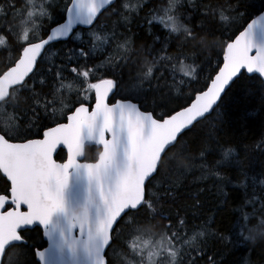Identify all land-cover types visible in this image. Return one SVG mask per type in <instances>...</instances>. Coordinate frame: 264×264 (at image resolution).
<instances>
[{
  "label": "snow or ice",
  "instance_id": "obj_1",
  "mask_svg": "<svg viewBox=\"0 0 264 264\" xmlns=\"http://www.w3.org/2000/svg\"><path fill=\"white\" fill-rule=\"evenodd\" d=\"M157 3L0 0V264H220L210 239L246 243L258 217L264 227V189L245 199L230 237L209 220L163 210L172 173L198 159L220 176L206 163L214 137L200 129L231 87L264 85V14L244 19L237 0ZM188 7L201 11L199 32L185 23ZM141 13L154 42V28L165 35L142 62L119 31ZM216 31L227 36L222 60L205 75L195 49L207 47L201 33ZM69 37L80 46L53 50ZM173 37L181 41L174 53ZM235 158L225 146L214 168Z\"/></svg>",
  "mask_w": 264,
  "mask_h": 264
},
{
  "label": "trees",
  "instance_id": "obj_2",
  "mask_svg": "<svg viewBox=\"0 0 264 264\" xmlns=\"http://www.w3.org/2000/svg\"><path fill=\"white\" fill-rule=\"evenodd\" d=\"M64 2L65 0H56L61 8ZM148 3L153 7L158 6L157 0H148ZM237 3L244 19L254 16L264 8V0H237ZM187 12L188 18L185 23L199 32L203 23L201 11L188 7ZM144 16L145 13H141L127 26V30L124 27L119 29L123 36H128L132 40L134 50L139 52V56H134L133 59H139L141 62L146 57L151 59L148 50L158 49L165 39V35L157 27L153 32L161 39L154 42V37L146 31ZM240 23H244V20ZM201 35L205 38L207 47H197L195 55L207 75L217 66L218 61L222 60L219 42L227 39V36H222L219 31L214 35L211 33H201ZM72 38L68 41L56 42L53 50L63 54L69 48L80 46L79 41ZM180 43L181 41L174 37L170 39V51L174 53ZM106 52L105 49L95 53L96 63L109 55L106 56ZM122 72L123 78L127 79L128 74L134 72V69L129 66L123 68ZM203 83L204 80L201 78L199 84L194 83V87H201ZM184 91L188 92L190 89ZM218 112L219 116L213 114L212 118L201 126L200 131L205 140L209 133L214 137L213 140L207 141L209 154L206 163L209 169L218 170L220 176L202 169L201 161L198 159L193 161L190 170L172 173L169 179L173 185V192L168 198L169 202L164 204L163 210L165 214L170 212L173 215L176 213L196 215L200 217L197 223L201 220H209L213 232L218 233L219 236L230 237V228L234 219L239 216L245 199L251 198L253 191L259 195L264 189V148L259 147L264 141V85H261L259 80H246L231 87L224 96ZM225 146L236 150V158L231 163L215 169V163L220 159L221 150ZM190 147L192 148L190 155L196 157L195 147L193 145ZM92 155L94 150L90 149L89 157L91 158ZM3 187L4 179L0 177V191ZM244 210L250 211V208L245 207ZM258 220L259 217L257 223L250 225L254 239L246 243L234 244L230 239L218 237L209 240V246L214 249L220 264H264V227L259 225ZM31 235L35 237L37 243L45 244L39 232ZM245 235L248 233L246 232Z\"/></svg>",
  "mask_w": 264,
  "mask_h": 264
},
{
  "label": "water",
  "instance_id": "obj_3",
  "mask_svg": "<svg viewBox=\"0 0 264 264\" xmlns=\"http://www.w3.org/2000/svg\"><path fill=\"white\" fill-rule=\"evenodd\" d=\"M262 10V11H261ZM260 10V12L258 13V14H264V8H262ZM256 16V15H255ZM255 16L254 17H252V18H255ZM63 22H65V21H61V23H63ZM248 22H250V20L248 21ZM56 25H54L53 27H55ZM78 26H83V25H78ZM83 27H86V26H83ZM120 97H118L117 99H119ZM34 138H39V137H34ZM62 162V161H61ZM43 240L46 242V238H43ZM47 246V243L45 244V247Z\"/></svg>",
  "mask_w": 264,
  "mask_h": 264
},
{
  "label": "rangeland",
  "instance_id": "obj_4",
  "mask_svg": "<svg viewBox=\"0 0 264 264\" xmlns=\"http://www.w3.org/2000/svg\"><path fill=\"white\" fill-rule=\"evenodd\" d=\"M81 31H82V30H81ZM74 39H75V37H74ZM113 47H115V45H113ZM106 50H107V52H106V56H107L108 54H110V52H112V49H110V48H108V49H106ZM103 59H104V58H103ZM103 59L99 60L98 63H100ZM256 231H258V229H257Z\"/></svg>",
  "mask_w": 264,
  "mask_h": 264
}]
</instances>
